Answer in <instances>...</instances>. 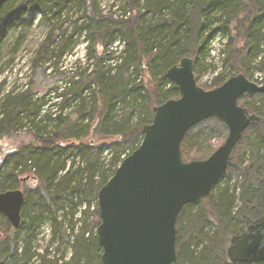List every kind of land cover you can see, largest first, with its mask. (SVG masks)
Here are the masks:
<instances>
[{"label":"trees","instance_id":"trees-1","mask_svg":"<svg viewBox=\"0 0 264 264\" xmlns=\"http://www.w3.org/2000/svg\"><path fill=\"white\" fill-rule=\"evenodd\" d=\"M99 1L5 0L0 6V45L7 28L20 27L12 54L23 43L21 25L27 18L31 22L37 17L47 25L31 58L25 87L2 93L5 80L0 82V192L19 188L24 193L18 227L0 212V264H30L37 258L39 264H58L60 259L47 258V250L32 251V241L47 220L54 241L66 216L74 217L76 210L78 218L65 224L71 232L67 240L73 238L72 252L67 260L61 256L60 264H103L96 234L86 236L100 222L97 193L122 156L140 144L141 129L152 121L153 107L179 96L176 84L166 77L168 68L190 57L197 79L206 67L207 45L218 35L225 47L222 62L229 68L207 89L239 73L250 78L251 67L261 65L256 59L264 52V0H121L122 14L115 18L102 13ZM73 8L80 14L69 30L65 24ZM80 38L85 44L83 61H75L66 76L57 65ZM116 42L119 59L105 66L107 51ZM51 93L53 111L46 109ZM238 104L250 123L222 175L228 181L217 192L216 182L209 195L182 207L173 264H264L231 262L226 252L233 235L264 218V94L245 93ZM48 119L47 129L41 123ZM200 123L182 139L184 161L204 159L215 150L206 147L202 152L204 137L192 134ZM104 152L110 155L106 163ZM77 154L82 165L75 166ZM233 174L241 182L230 188ZM66 198L76 209L71 207L57 222L55 211L64 207ZM91 199L93 223L88 219ZM190 207L196 210L187 212ZM210 224L217 228L211 234L205 231Z\"/></svg>","mask_w":264,"mask_h":264},{"label":"water","instance_id":"water-1","mask_svg":"<svg viewBox=\"0 0 264 264\" xmlns=\"http://www.w3.org/2000/svg\"><path fill=\"white\" fill-rule=\"evenodd\" d=\"M4 1L0 0V6ZM166 77L176 84L179 96L153 107L152 121L141 129L140 144L98 190L96 240L103 264L176 261L179 212L184 205L210 194L250 123L238 98L251 92L264 94V83L257 84L242 73L204 89L197 84L193 60L187 56L168 68ZM210 117L227 126L224 141L206 158L184 161L182 139ZM23 204L21 189L0 192V212L13 228L20 224ZM226 252L231 262H264V218L233 235Z\"/></svg>","mask_w":264,"mask_h":264},{"label":"rangeland","instance_id":"rangeland-1","mask_svg":"<svg viewBox=\"0 0 264 264\" xmlns=\"http://www.w3.org/2000/svg\"><path fill=\"white\" fill-rule=\"evenodd\" d=\"M121 6V0H100L99 1V7L100 10L104 15L112 16V17H118L122 14V10L120 9ZM79 11L76 8H73L69 11L68 14V21L66 22L65 26L71 30L72 26L74 25L73 22L75 18L79 15ZM29 18H27L26 25L24 28V40L20 48L15 54H12V46L13 41L17 37L20 27H9L6 30L5 37L3 42L0 45V82L2 80H5L4 86H2L1 92L6 93L10 90H20L21 88L25 87L26 82L28 81V78L30 76V65H31V58L33 56L34 51L36 50L38 44L42 41V39L45 36V33L47 31V25L45 22H41L37 19V17H34L31 22H28ZM264 45V43L262 44ZM208 48V55L205 58V69L198 75L196 82L199 86L203 87L204 89H207L209 86H212V84L215 82V79L219 74H224V69H228L229 66L222 62L223 55H221L222 48L225 49L223 46V39H221V36H216L213 39L210 40L209 44L207 45ZM119 51H120V45L118 42L112 45V48H110L107 53L103 64L105 66L111 65L113 66L116 61L119 59ZM85 55V44L82 42V39H78L76 43V47L74 51L66 56V58H63L59 64L57 65V69L63 73H65L66 76L70 74L71 68L75 64V61H83V57ZM8 60H10L9 63ZM257 62H261V65L251 67V77L248 78L251 81H254L258 84H261L264 82V52H262L256 59ZM255 61H253L254 63ZM252 63V64H253ZM87 66V64H86ZM52 75L55 73L53 70L51 71ZM133 76V75H132ZM135 76V74H134ZM133 76V77H134ZM263 78L260 80V78ZM64 81H60L58 84L62 86ZM48 104L46 109H50L53 111L55 109L54 106V96L53 93L48 95ZM51 124V120H42L41 125L44 126V128H49ZM228 129L227 126L220 121L219 119L210 118L207 120L202 121L198 126L193 129L192 134L199 133L201 134L203 138V145L201 147L202 152L206 151V147L209 148H217L219 145L222 144L224 141L226 135H227ZM3 141H1V144ZM193 154V153H191ZM79 154L74 156L75 159V166L82 165L81 160L79 159ZM107 152H104L102 155V159L104 160V163L107 162L108 157ZM192 158V157H191ZM193 159H199V158H193ZM192 160V159H191ZM68 162L70 163V158L68 159ZM74 166V167H75ZM228 177H221L219 181L216 184L215 190L216 192L222 188L226 182ZM241 182V178L238 176V179L235 174L231 176V180L229 181V187L234 188L235 186L238 187V183ZM64 207L60 210L55 211V217L56 221L60 222L61 220H64L62 217V214L65 212H69L70 208L76 209L70 205L69 201L64 199L63 201ZM54 205V202L52 203V207ZM95 201L90 200V211L91 216L88 217L91 223H93L95 217H94V208H95ZM238 205V202H237ZM83 209V208H82ZM191 210L194 212L196 210V207H190L187 208V212ZM30 209L26 212L29 213ZM93 212V213H92ZM45 216H48L50 218L49 212H44ZM79 216V210H76L74 217H71V215L66 216L65 223L60 227L61 233H56L57 238L52 241L51 236V225L47 221L43 222L42 225L39 226V229L36 231V236L33 238L32 241V251H37L39 253H45V251H48L47 258L54 259L58 258L60 261L58 264H60L61 256H63L67 260L72 252L70 244L71 240H73L72 237H70V240H67V236L71 235V232L69 230V227H67L65 224H67V220L69 218H72L73 220L78 218ZM210 227V228H209ZM217 229L214 224H210V226L205 228V231L209 234L213 233V231ZM213 230V231H212ZM78 231L74 229V233H77ZM68 234V235H67ZM96 234L95 227L93 230H89V232L86 234V236ZM23 236V235H21ZM40 259L37 258L36 260L32 261L30 264H39Z\"/></svg>","mask_w":264,"mask_h":264},{"label":"built area","instance_id":"built-area-1","mask_svg":"<svg viewBox=\"0 0 264 264\" xmlns=\"http://www.w3.org/2000/svg\"><path fill=\"white\" fill-rule=\"evenodd\" d=\"M222 49H223V48H222ZM221 55H223V54L221 53ZM262 79H263V78L261 77L260 80H262ZM262 83H264V82H262ZM262 83H261V84H262ZM123 157H124V156H122V158H123Z\"/></svg>","mask_w":264,"mask_h":264}]
</instances>
